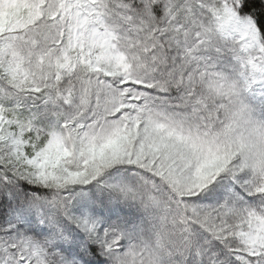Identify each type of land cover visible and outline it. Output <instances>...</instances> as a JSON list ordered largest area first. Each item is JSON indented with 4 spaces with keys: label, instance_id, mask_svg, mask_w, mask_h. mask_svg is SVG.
<instances>
[{
    "label": "snow or ice",
    "instance_id": "obj_1",
    "mask_svg": "<svg viewBox=\"0 0 264 264\" xmlns=\"http://www.w3.org/2000/svg\"><path fill=\"white\" fill-rule=\"evenodd\" d=\"M0 264H264V0H0Z\"/></svg>",
    "mask_w": 264,
    "mask_h": 264
}]
</instances>
